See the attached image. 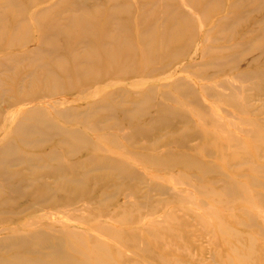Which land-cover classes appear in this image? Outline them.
Returning a JSON list of instances; mask_svg holds the SVG:
<instances>
[{
  "label": "rangeland",
  "instance_id": "rangeland-1",
  "mask_svg": "<svg viewBox=\"0 0 264 264\" xmlns=\"http://www.w3.org/2000/svg\"><path fill=\"white\" fill-rule=\"evenodd\" d=\"M22 1L27 3L30 0ZM113 1L115 3L111 8L102 5L105 4L103 0H38L32 4L17 1L18 4L11 5L12 7L0 9L6 14L11 12L5 20L7 26H0L3 29L1 31L11 34V47L4 45L0 49V57L11 55V67L0 68V110L3 115V120L0 121V141L11 138V145L15 146L11 153L18 148L27 154L41 155L55 147L51 142L47 145L37 142L33 146L25 147L15 133L14 127L18 122H35V117L41 115L39 120L52 119L64 127L89 124L90 126L86 125L89 128L82 130L97 140L98 144H94L96 146L92 149L102 148L98 151L82 148L81 152H77L78 161H86L92 157L90 155L96 157L89 160L87 165L90 166H85L82 170L80 168V173L88 172L91 178L71 195L56 199L58 206H48L47 202L54 198H47L39 202L40 204L36 203L33 206L35 210L30 208L20 213H11V236H15L11 239L12 242L23 237L21 234L27 233L29 236L32 232L46 231L50 239L58 234L64 235L63 242L69 245L77 239H83L89 250L93 243L87 238L96 239L97 236L109 249V253H103L100 260H93L91 264H264V198L259 197V194L264 195V186H256L249 180L253 179L252 169L264 165V138L254 141V135L249 134L254 131L264 132V90L257 92L260 88L255 87L256 84H264V76L258 74L255 78L244 79L238 77L252 70L251 67L245 66L242 60L236 61L237 63L230 61V65L223 67L222 74L217 73L216 62L210 63L212 58H222L220 54L229 50L239 40L241 32L235 33L233 29L245 31L240 37L243 38L242 41L252 39L254 44L264 45V32L259 29H264V8L257 7V10L251 13L244 7L245 10H239L240 15L237 16L235 13H229V6L234 0ZM87 2L89 7L92 5V11L95 10V13L84 12L79 5ZM96 2L102 4L99 3L98 6ZM48 6L51 9L47 8L45 12L33 15L34 10ZM109 9L113 11L111 34L118 39L124 36L133 40L134 47L138 48L139 55L133 63L136 69L134 73L122 77L117 74L105 75L111 80L104 81L103 77L94 81L92 86L88 85V82L77 86L71 92L58 89L51 97L22 98L21 95L31 90L35 81H38L42 73L38 65H42V58L46 54L45 51H40L42 45L38 44L42 32L39 33L36 26L30 23L32 28L28 30L31 34L29 35L28 31L22 29V23L29 18L43 23L55 21L60 30L64 26L65 17L76 15L78 18L70 22L64 31H79L80 26L90 22L98 26L93 36L97 38L104 29L101 24H104ZM79 14H83L82 17H79ZM180 14L188 19L194 28L190 43L193 44L184 48L185 53L177 59L170 58L161 63L159 53H149L141 36L153 23L155 29H171L176 23V16ZM220 18L233 24L232 29L230 26L220 27ZM8 19H11V22ZM225 24L227 23H223ZM50 28L47 24L43 35L50 32ZM66 33L67 31L63 34ZM63 34L56 38L57 44H65ZM223 36H230L227 38L234 44L228 47L232 43L223 40ZM74 38L76 37L68 40L69 45ZM105 40L109 41L108 38ZM180 43H171L169 48ZM35 47L38 50L36 55L31 53ZM80 49L81 55L84 54L81 44H75L69 51L77 54ZM51 54L54 55L53 51ZM58 56L64 60L62 65L57 62L64 71L69 68V75L73 71L76 73L74 66L79 65L77 62L67 58L66 53L62 51H58ZM50 59L49 55L48 60ZM201 63H204V68L199 66ZM82 65L81 63L80 66ZM181 67H187L188 70H181ZM257 67L258 71L264 69L263 62L257 64ZM226 68H234V73L230 74ZM201 69L206 71L202 72ZM197 72H202L199 75L203 79L196 78ZM206 75L214 79H208ZM181 78H187L193 85L197 84L198 87L192 94L194 98L184 96L185 85L172 82ZM223 83L226 85L221 86ZM149 87L154 89L149 91ZM107 93L114 95V98H104ZM232 93L240 105L226 101L221 95ZM102 99H108L111 104L122 106L124 109L143 102L144 107L158 110L160 115L168 116L170 123L160 129L148 128V131H156L154 137L131 138V129L127 124L129 121L126 122L120 117L108 119V116L99 118L92 115L82 118L69 111L71 108L82 110L92 101ZM60 100L62 102H59ZM194 101L198 102L195 104ZM245 103L251 108H247ZM168 106L176 108L174 115L169 113ZM33 109L38 113L33 114ZM97 110L104 108L100 106ZM68 111L71 113L66 116ZM184 115L189 116L194 127L205 134H197L186 126L182 118ZM9 119L11 134L9 129L2 128L5 126L3 121ZM134 119L135 117H132L130 121ZM149 121L150 118L145 116L139 124ZM169 125L171 126L168 128ZM107 135L108 140H103ZM217 139L222 141L220 146H217L218 149L204 147ZM151 142L154 150L146 149ZM187 142L189 145L183 146ZM242 145L246 151L242 150ZM97 146L98 148H95ZM171 150L187 153L199 161L223 170L230 179L239 184L240 193L222 192L223 185L216 174L203 175L199 182L193 176L196 174L194 170L181 167L167 169L140 160L143 159L139 156L141 152L161 156L171 153ZM220 153L224 157L236 156L242 160L236 165V161L223 160ZM104 155H109L108 159L121 158L131 170H135L136 175L129 179H120L112 174L114 171L122 173L116 168L113 170L109 167H96L94 170L95 162H99L97 158ZM64 168L72 170V166L67 163ZM10 169L27 173L22 166H11ZM69 175V171L63 174ZM256 176L261 177L259 174ZM62 177L59 176L60 181ZM51 178L50 174L47 175L49 183L52 182ZM261 178L263 180V177ZM199 183L204 187L199 186ZM14 195L16 194L11 192V197ZM31 199L19 201L15 209L19 210L23 204L31 205ZM12 211L14 210L11 209ZM252 217L254 222L251 221ZM223 228L227 232H224ZM59 246L62 245L54 242L47 248L29 244L23 250L36 248L37 252ZM30 254L36 255L31 252Z\"/></svg>",
  "mask_w": 264,
  "mask_h": 264
},
{
  "label": "bare ground",
  "instance_id": "bare-ground-1",
  "mask_svg": "<svg viewBox=\"0 0 264 264\" xmlns=\"http://www.w3.org/2000/svg\"><path fill=\"white\" fill-rule=\"evenodd\" d=\"M17 1L25 3L22 0H0V9H4L5 7L8 6L12 7L11 5L14 6V4H18ZM33 1L38 2V0H30L27 3L32 4ZM103 2H105V4H102L101 2H96V3H98L97 4L98 6L102 4L107 8H111L112 5L115 3L113 0H103ZM246 3H248L247 6L245 5ZM87 4L88 2L86 4L80 3L79 5L82 7L84 12L87 11V13H91V14L95 13V10L92 11V5L89 7V5ZM127 6L129 7L130 4H128ZM229 7H230L229 13H235L237 16H239L240 15L239 10H242L244 7H247V10H250L251 13L255 9L257 10V7L264 8V0H234V2H231ZM47 8L50 7L48 6L42 9L40 8L34 10L33 15L35 16L42 12H45ZM7 13L8 14H6L3 11H0V26L2 24L5 25L6 22L5 20L7 19L8 15H11V12H7ZM112 13H113L112 9H109L108 12L106 13L107 18L104 21V24H101V26L104 29L103 30L101 29L102 30L100 31L101 35L97 38H93V36L95 29H97L98 26H95V24H92L90 22L84 24L82 27L78 26L80 29L79 31L74 29H70L69 31L67 29L65 30L67 31V33L63 34L65 32L64 29L69 27L68 24L70 22H74L78 18V16L76 15L75 17H73L72 15H68L67 17H65L63 23L64 26L60 28V30L57 28L59 26L55 24V21L54 22L49 21L47 23L46 22L43 23L33 20V18H29L25 20L22 23V25H24L22 27L24 31L31 30L32 27L30 23H32V25L36 26L39 33L42 32L41 41L38 42V44L42 45L40 51H45L46 54L42 58L44 59L42 65L40 64L38 65L39 70L42 71L41 75L39 74L40 77L38 81H35V86L31 90L27 91L25 94L21 95V97L32 98V99L46 98L55 95V91H57L58 89H64V92L66 91L71 92L72 90H75L77 86L81 84H88V82H89L88 85L92 86L94 81H97L98 79L105 77V75L108 76L111 74H117L120 77L132 75L136 70L135 67L133 66V63L138 57L139 51L137 50L138 48L134 47L135 44L133 40H130L127 37L124 38V36L122 35L120 36H122L123 38L118 39L116 38L115 35L111 34L110 29H112L113 27ZM82 15L83 14H79V17H82ZM180 18L182 19L180 20ZM8 20L10 21L11 19ZM82 20H84V18ZM51 23H53V25ZM223 23H227V24L223 25ZM9 24L10 23H8V26ZM47 24L51 26L50 32L43 35L45 26ZM218 25L220 27L225 26L226 28L230 26L232 29L233 24L226 22L224 18H220V20L218 21ZM6 26L7 24L3 27L5 28ZM154 26L155 23L150 24L148 29L146 28V31H144L143 35L141 36V40L142 41L144 40V46H146L149 49V53H159V61L161 63H164L166 60H169L170 58H172V60H175L181 54L185 53L184 48L189 47V44L191 43V39H193L194 36L193 26H191L189 20L185 19L184 16H182L181 14L176 16V23L174 24L173 27H170L171 29L167 28L169 30L162 31L159 30L157 27L155 29ZM259 29L262 32H264V29H262L261 27ZM1 30L3 29L0 28V49L4 45H8V47H11V34H9V32L5 33V31H1ZM233 30L235 31V33L241 32V34L238 36L239 40L236 42V44H234L232 40H229L227 38L230 36H223V40L232 43L228 47H231L233 44L234 45L226 52L220 54L223 56L222 58L218 56L216 58H212V60H210L211 61L210 63H212L213 61L216 62L217 65L216 71L218 74H222L223 67L230 65V61H232L233 63H237L240 60H242L243 64H245V66L251 67L252 70L247 73H242L238 77L240 78L242 77L244 79V78H255L258 74L264 76V69L262 68V70L258 71L259 68L257 67V64H259L260 62H263L264 64V45L254 44L251 41L252 39L251 40L245 39L244 42L242 41L243 38L240 37L243 35L245 31H240L238 29H233ZM10 31H11V25H10ZM28 33L29 35H31L29 31ZM61 34L64 35L63 37L65 39L64 45H60L56 43L57 41L56 38L59 37ZM71 37H76V38L72 39L69 45L68 40ZM20 38H22L21 35ZM106 38H108L109 41L105 40ZM12 39L15 38L12 37ZM177 42H181L180 44H176V46H178L177 48L176 46L169 48V45H171V43H177ZM75 44L77 45L81 44L84 48L85 53L81 55V49L77 54H75V52H73V54L70 53L71 52L69 51L70 47L73 48ZM109 44L110 46L108 47ZM52 51L54 55L51 54ZM58 51H62L66 53L67 58L79 64L74 66V68L76 69V73H74L73 71V73L69 75V68L64 71L63 67L58 65L57 62H60V64L64 62L63 59L59 58ZM31 53H34V55H36L38 53L37 48L36 47L33 48L31 50ZM49 55L51 56L50 60H48ZM81 63L83 64L82 66H80ZM199 66L204 68V63L199 64ZM10 67H11V55L9 56L2 55L0 57V68L4 69ZM226 69H229L228 71L231 72L230 74L234 73V68H226ZM181 70H188V68L181 67ZM203 70L206 71V69H201L200 71L205 72ZM201 73L197 72L196 78L203 79V77L199 75ZM184 76H188V75H184ZM206 78L214 79V77L207 75ZM109 79L110 77H105L104 81ZM71 82L74 84H72ZM172 82L185 85L186 89L184 88L185 89L183 92L184 96L194 98V95L192 94L198 87L196 83H194V85L191 84L189 81H187V78L186 80L183 78L174 79ZM41 83H43L44 85H42ZM45 85L46 88L43 89ZM220 85L225 86L226 83ZM256 85L257 86L255 87L260 88L257 92L259 91L262 92L264 90V86H263L264 84L263 85L256 84ZM203 87L206 89L204 85ZM153 89L154 87H149V91H152ZM221 95L224 96V99L226 101L229 100L230 102L232 101L236 105H240V103H238L236 100L237 97L233 93L231 95H225V94H221ZM103 97L114 98V95L107 93ZM52 100L55 99H51V101ZM59 102L62 101L60 100ZM43 104L45 103L43 102ZM49 104L52 103L49 102ZM144 105L145 104L143 102H139L136 104H132L130 108L124 109L122 108V106L120 107L119 105L111 104V101H109L108 99H102L99 101H92L86 107H83L82 110L80 108H74V109L71 108L69 109V111L77 114L82 118H88L91 117L92 115L99 118H104V116H108V119H115V118L117 119V117H120L123 120H126V122L129 121L127 124L131 129L129 132L130 133L129 136L131 138H135L136 136L142 138L154 137L156 135L155 133L156 131L155 132L148 131V128L153 127L160 129L164 125L169 124L170 121L167 119L168 116L166 117L164 115H160L159 114L160 111L150 110L149 108L144 107ZM202 105L204 104L202 103ZM244 105L249 109L251 108V106L248 103H245ZM100 106L103 107L104 110H97V108ZM5 107H7V104H5ZM167 109L169 113L174 115V110H176V108L168 106ZM33 110H34L33 114L38 113L35 111V109ZM69 111L67 112L66 116L69 113H71ZM145 116H148L150 118V121L147 123L141 122L139 124L140 120L141 119L143 120ZM40 117L41 115L35 117L36 119L35 122H29V121H24L23 123L18 122L14 127L15 133L18 134L19 140L25 147L29 145L33 146L37 142L39 144L44 143L45 145L49 144L48 142H51L52 144L55 145V147L51 149L47 148L48 150L46 149L47 151H44L41 155L35 153L27 154L22 152L18 148L15 150L14 153H11V150L15 147L14 144L11 145V138L7 137L4 138V140L2 139L0 141V264H91L90 262H93V260L95 261L100 260V256L103 255V253L106 255L109 253V249L104 246L103 244L104 242H102V240L97 238V236L96 239L87 238L89 242L93 243L92 248H90L89 250L86 248L85 240L83 239H77L75 243L69 245L63 242L64 235L58 234L52 236L50 239L46 231L32 232L29 236L27 233L21 234L23 235V237H21L20 239L14 242H12L11 240L13 237H15V236H11V213L12 214H15L16 212L20 213V211H23L24 209H30V208L34 209L33 206L36 203L40 204L39 202H42L47 198H54L47 202L48 206H58V201L56 199H62L63 197L71 195L73 191L81 188L82 185H85L88 179L91 178L88 172L86 173H80V172L85 166H90L87 164L89 160L95 156L90 155L92 157L89 158L88 160L78 161L79 158L77 152H79L82 148H85L86 150L90 149L93 151H98L102 149V148L92 149L93 146H96L94 144H98L97 140H95L84 130H82V128H89L88 127L90 126L89 124H86L88 126L79 125V126L64 127L59 125L52 119L41 121L39 120ZM132 117H135L134 121H130ZM182 118L184 119V124L190 127L191 130L193 129L195 133L201 135L205 134V132H203L202 130H198L196 127H194V124L191 118H189V116L184 115L182 116ZM2 120H3V115L0 110V121ZM3 122L5 126L3 125L2 128L9 129L8 132L11 134V119L4 120ZM205 122L206 124L208 123V121ZM13 123H15V121ZM170 126L171 125H169L168 128ZM249 134L254 135L253 136L254 141H257V138L258 139L264 138V132L262 131L249 132ZM109 135L111 136V134ZM109 135H107L103 140H108L107 137ZM165 137H169V136H165ZM33 139H36L38 141H34ZM111 140H112V136H111ZM168 141L170 140H167V142ZM220 143H222V141L217 139L204 147H206V149H210V148L218 149L217 146H220ZM186 145H189V143L187 142L186 144H183V146ZM95 148H98V146ZM241 148L243 151H246L243 145L241 146ZM146 149L154 150L153 143L152 142L149 143ZM222 155L223 154L220 153V156L222 157L223 160H226L227 162L236 161L237 162L236 165H239L240 164L239 160H242L241 158H238L236 156L224 157ZM139 156L143 158L140 160L145 161L148 164L150 163L154 166L165 167L167 169L181 167L183 169L194 170L196 171V174L193 176L199 182H201L200 177L203 175L216 174L219 177V181L222 182L223 185L221 188L222 192L229 191V192L240 193L239 184H237L232 179H230L229 176L225 174L223 170L217 169L206 162L199 161L197 158L187 153L173 152L171 150V153H167L166 155H161V156H157V154H151V153L147 154L145 152H141ZM107 157H109V155H104L97 158L99 162H95L96 165L93 166L94 170L96 169V167H103V168L109 167L113 170H115L116 168L120 170L122 173H117L116 171H114L112 174H114L120 179H129L136 175L135 170H131V167L128 166V164L124 162L121 158L110 157V159H108ZM65 163L71 165L72 170L64 168ZM11 166H22L25 168L27 173H23L21 170L12 171L10 169ZM67 170L69 171L70 175L63 176L64 173L68 172ZM252 171L254 172L253 179L249 178V180L256 186H260V187L264 186V165L256 166L252 169ZM39 173H45L46 175L41 176L39 175ZM49 174L52 176L51 183L47 181V175ZM256 174H259L261 177H263V180L261 177L260 178L257 177ZM59 176L61 177L63 176L61 181L59 179ZM198 185L204 187L201 183H199ZM11 192L16 195H14V197H11ZM259 197L264 198V195L259 194ZM30 198H32L31 205L27 203V204H23V206L20 207L19 210L15 209L19 201ZM53 208L55 209L56 207ZM11 209H13L14 211L11 212ZM251 219H252L251 221L254 222V218L252 217ZM23 227H25V225ZM223 229L225 230L224 232H227L225 228ZM52 242L58 243L62 246H59L58 248L49 247L48 249H46V251H37V252L35 250L36 248H28L27 250H23L29 244H34L36 246L47 248ZM30 252L36 253V255L31 256ZM1 254L9 255L10 257ZM11 256H12V260H11Z\"/></svg>",
  "mask_w": 264,
  "mask_h": 264
}]
</instances>
